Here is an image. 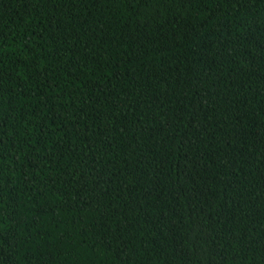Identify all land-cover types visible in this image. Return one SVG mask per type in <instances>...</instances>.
Here are the masks:
<instances>
[{"label":"trees","instance_id":"obj_1","mask_svg":"<svg viewBox=\"0 0 264 264\" xmlns=\"http://www.w3.org/2000/svg\"><path fill=\"white\" fill-rule=\"evenodd\" d=\"M0 264H264V0H0Z\"/></svg>","mask_w":264,"mask_h":264}]
</instances>
